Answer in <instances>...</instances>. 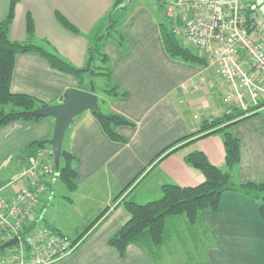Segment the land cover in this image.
<instances>
[{
    "label": "crops",
    "instance_id": "crops-1",
    "mask_svg": "<svg viewBox=\"0 0 264 264\" xmlns=\"http://www.w3.org/2000/svg\"><path fill=\"white\" fill-rule=\"evenodd\" d=\"M160 2L127 0L113 7L114 0H20L15 5L9 38L26 41L29 14L34 24L35 44L53 50L75 67L85 65L88 48L94 45L95 38L103 35L99 43L112 68L110 83L127 95L105 96L103 87H96L93 76L87 74L84 84L90 87L87 91L97 95L103 113L121 115L132 123V126L116 127L125 142L110 140L90 111L74 118L67 128L62 147L77 160V189L68 193L63 188L60 202L52 198L47 211L55 209L56 203L60 208L46 213L43 220L55 231L75 239L85 229L77 231V224L81 227L92 216L94 219L103 210L108 211L79 238L71 254L54 264H154L134 245L126 248L123 257L108 245L109 238L129 219L120 202L125 199L145 204L158 199L164 185L201 184L203 174L186 163L191 153L200 152L211 164L226 170L220 134L196 139L165 159L151 163L168 145L197 133L203 121L230 111L221 100L223 87L215 69L208 64L207 51L199 55L206 60L207 67L169 57L161 38V20L154 9ZM248 2L255 6L264 4V0ZM9 5L10 0H0V21L5 19ZM56 13L66 18L78 34L64 28ZM109 17L114 20L115 32L106 31ZM117 34L122 36V43ZM201 78L212 85L200 87L197 92L181 89V84H197ZM78 85L73 76L53 69L35 53L16 55L10 85L13 93L31 95L48 106L61 103L66 90ZM53 128L52 118L18 120L0 128V188L9 185L26 167L18 160L34 154L35 149L28 146L50 140ZM230 132L240 140V162L234 169L233 181L237 185L264 183V106L256 115L234 124ZM198 136L199 133L194 138ZM56 185L50 187L54 189ZM49 199L43 198L41 212L46 210ZM202 219L215 243L206 249L205 261L194 264H264V257L257 260L255 255L264 250V220L258 215L256 201L240 193H225L219 209L204 212ZM2 242L0 236V245ZM5 257L0 252V260ZM172 259L171 262L167 258V264H191L186 259Z\"/></svg>",
    "mask_w": 264,
    "mask_h": 264
},
{
    "label": "trees",
    "instance_id": "trees-1",
    "mask_svg": "<svg viewBox=\"0 0 264 264\" xmlns=\"http://www.w3.org/2000/svg\"><path fill=\"white\" fill-rule=\"evenodd\" d=\"M19 1L10 0L8 13L5 19L0 21V128L18 120H39L43 117L35 116L33 111L47 106L31 95L11 91L10 85L15 58L20 53H35L44 58L53 69L69 74L78 80V89H90L89 85L84 84V75H96L108 80L102 91L105 96L115 98L127 95L120 91L116 85L110 83L112 68L108 56L103 53L99 43L103 35L95 38L94 45L88 48L86 63L80 68L70 64L53 50H47L35 44L34 24L29 14L26 15V41H12L8 32L14 18L15 5ZM125 2L126 0H114L113 7ZM160 4L164 10L162 2ZM56 19L64 28L78 34V30L59 13H56ZM108 21L109 25L106 31L113 30L115 32L114 20L109 17ZM168 23L171 24V21L165 13V18L160 21L159 25L162 42L168 55L172 59L205 67L207 65L206 60L194 54L190 48L175 39ZM119 37L118 39L122 43L124 40L121 35ZM263 106L264 102L246 110L232 107L230 111L221 116L203 121L197 133L184 136L161 150L151 163L155 160L165 159L196 139L220 134L224 147L226 170L222 171L211 164L207 157L200 152L189 154L186 157V163L198 169L203 174L204 181L195 187H180L175 184L164 185L161 189V196L145 204L122 200L120 205L128 212L129 219L109 238L108 245L113 247L121 257L124 256L129 245H134L144 252L154 264H167V258H173L176 250L175 245L178 243L185 250L183 255L189 263L203 262L205 256L204 250H200L203 246L201 236L207 237L206 241H210L211 234L203 225L202 214L204 212H216L219 209L222 195L229 192L240 193L256 201L258 203V215L264 220V183L247 182L237 185L233 181L234 169L240 162V140L230 132V128L234 124L256 115L257 109ZM92 114L110 140L125 142L124 138L117 133L116 127L132 126L129 120L112 112L103 113L99 107ZM198 133L200 136L194 138V135ZM38 146L49 148V140L35 142L28 148ZM76 161V158L62 147L59 166H53L57 176L54 182L51 181L52 184L57 181L68 193L76 191ZM128 188L129 185L122 190L121 194ZM66 199L69 201L68 197ZM107 211V209L103 210L96 216L79 238L99 222ZM181 225L184 227L185 236L180 229ZM186 236L188 240L185 238ZM79 238L71 239L72 244H77ZM211 239L213 240L212 236ZM187 242L192 245L191 250L187 246ZM172 261L174 260L172 259Z\"/></svg>",
    "mask_w": 264,
    "mask_h": 264
},
{
    "label": "built area",
    "instance_id": "built-area-1",
    "mask_svg": "<svg viewBox=\"0 0 264 264\" xmlns=\"http://www.w3.org/2000/svg\"><path fill=\"white\" fill-rule=\"evenodd\" d=\"M161 2L173 33L187 47L208 52L223 87V104L246 110L264 102V17L259 7L248 0ZM211 85L201 78L197 84H181V89L197 92ZM53 166L52 150H39L17 184L0 188V236L5 242L18 240L0 264H54L75 250L77 244L42 224L36 214Z\"/></svg>",
    "mask_w": 264,
    "mask_h": 264
},
{
    "label": "water",
    "instance_id": "water-1",
    "mask_svg": "<svg viewBox=\"0 0 264 264\" xmlns=\"http://www.w3.org/2000/svg\"><path fill=\"white\" fill-rule=\"evenodd\" d=\"M260 5L261 3H258L257 6L260 7ZM97 110L98 98L94 93L78 88H70L66 90L61 103L44 106L33 111L35 116L52 118L54 120L53 133L49 140V145L52 149L53 163L55 167L59 166L65 132L73 119L84 111L95 113ZM17 242V238L4 242L0 245V251L5 250Z\"/></svg>",
    "mask_w": 264,
    "mask_h": 264
},
{
    "label": "rangeland",
    "instance_id": "rangeland-1",
    "mask_svg": "<svg viewBox=\"0 0 264 264\" xmlns=\"http://www.w3.org/2000/svg\"><path fill=\"white\" fill-rule=\"evenodd\" d=\"M155 11H156V13H157V11H158V16H159V18H160V20H163L164 18H165V12H164V10L161 8V6L159 5V4H156V6H155ZM258 10L261 12V14L263 15V17H264V4H262V5H260V7L258 8ZM168 27H170V29H171V31H172V29H173V26L171 25V24H169L168 23ZM264 27V26H263ZM172 35L175 37V39H177L181 44H183L184 46H186V43L184 42V40H183V38L181 37V36H179V34H174L173 33V31H172ZM187 47V46H186ZM188 48H190L191 50H192V52L194 53V54H196V55H200L201 53H202V51L201 50H199V49H197V48H194V47H188ZM170 57V56H169ZM171 58V57H170ZM176 60V59H175ZM176 61H180V60H176ZM181 62H183V61H181ZM208 64H209V66H211V63H210V59L208 60ZM208 64L205 66V67H207L208 66ZM89 76V75H88ZM89 77H91V76H89ZM92 78H94V83H95V85H96V87H103L104 88V86L108 83V80L105 78V77H97L96 78V75H94ZM229 110H230V108H229ZM31 148V147H30ZM34 149H35V152H34V154L33 155H31V156H25V157H22V159H19L18 160V162L19 163H23V164H26V167L24 168V169H22L21 171H20V173L18 174V176L13 180V181H11V183H13V184H17L18 182H19V180H20V177H21V175H22V173L23 172H25L26 170L27 171H29L32 167H31V165H32V163H33V161L35 160V158H36V155H37V152L39 151V150H49V148L51 149V147H45V148H42V147H33ZM52 150V149H51ZM31 158V159H28V158ZM55 174H56V172L54 171V169H53V174H48V176H46V184H47V188H46V191H44L42 194H41V196H40V199H39V205H38V207H37V211H36V214H37V217L39 218L38 220L42 223V224H44L45 226H47L46 224H45V222H44V220H43V217H45V214L47 213V214H49V212H53V211H56V209H58V208H60V207H58V205H57V203L55 204V209H53V210H51V211H47V209H49L50 208V203H51V199L52 198H56V200H57V202H60V200H61V194H62V190H63V187L56 181V183H57V185L54 187V189L52 188V186L50 187L49 185L50 184H52V182H51V180H52V178L55 176ZM67 192V191H66ZM47 193V194H46ZM45 194H46V196H45ZM44 197H50V199L45 203V206H47V208H46V210L45 211H42L41 212V207H40V205H41V202H42V200H43V198ZM63 199V198H62ZM53 200V199H52ZM65 200V199H64ZM47 211V212H46ZM92 217H94V216H92ZM90 218V220H92L93 218ZM90 220H88V222L90 221ZM203 220V219H202ZM88 222H85V223H83V225L81 226V227H79V225L77 224V226L78 227H75L76 228V230L78 231H81V230H83L84 228H86V226L89 224ZM51 230H53L54 231V229L53 228H51L50 226H48ZM61 229V228H60ZM180 229H181V231H182V234H184V236H185V233H184V227L181 225L180 226ZM61 231L63 232V233H67V231H65V230H62L61 229ZM210 234V233H209ZM67 236V235H66ZM70 239H71V236H68ZM185 238H187V236L185 237ZM213 238V237H212ZM201 239H202V242H203V246L200 248V250H204V256H205V254H206V249L208 248V247H210V246H212V245H214V241H212V239H211V236H210V241H206V239H207V237H205V236H201ZM187 240H188V238H187ZM5 241L3 240V242H2V244L4 243ZM187 244V246L189 247V249L191 250L192 249V245H190L188 242L186 243ZM175 248H176V250H175V252H174V255H173V258H175V257H177L178 258V260H180V261H182L183 259H185V257H184V255L183 254H185V250L183 249V247L182 246H180L178 243H177V245H175ZM8 249L9 248H6L5 250H3V251H0V252H2V253H4L5 255L7 254V251H8ZM5 251V252H4ZM176 254H178L177 256H175ZM251 254H254V252L251 250ZM255 255H256V258H257V260L259 259H261V258H263L264 257V250H260L258 253H255ZM175 256V257H174ZM234 260L235 261H237V262H239V260H237V259H235L234 258ZM171 262H172V257H171ZM240 263V262H239ZM228 264H231V263H228Z\"/></svg>",
    "mask_w": 264,
    "mask_h": 264
}]
</instances>
